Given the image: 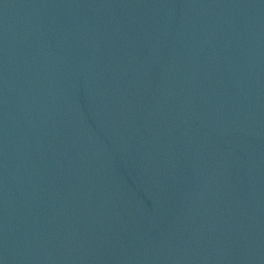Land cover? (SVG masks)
Here are the masks:
<instances>
[{"label":"water","instance_id":"obj_1","mask_svg":"<svg viewBox=\"0 0 264 264\" xmlns=\"http://www.w3.org/2000/svg\"><path fill=\"white\" fill-rule=\"evenodd\" d=\"M0 264H264L243 0H0Z\"/></svg>","mask_w":264,"mask_h":264}]
</instances>
